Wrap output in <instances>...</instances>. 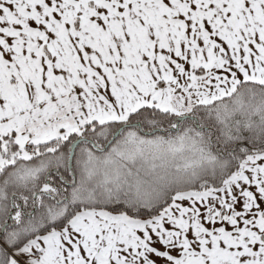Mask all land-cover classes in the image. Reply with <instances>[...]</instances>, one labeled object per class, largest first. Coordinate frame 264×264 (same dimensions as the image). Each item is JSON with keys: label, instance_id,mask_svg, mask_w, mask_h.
<instances>
[{"label": "snow or ice", "instance_id": "6c2138e0", "mask_svg": "<svg viewBox=\"0 0 264 264\" xmlns=\"http://www.w3.org/2000/svg\"><path fill=\"white\" fill-rule=\"evenodd\" d=\"M0 264H264V0H0Z\"/></svg>", "mask_w": 264, "mask_h": 264}]
</instances>
